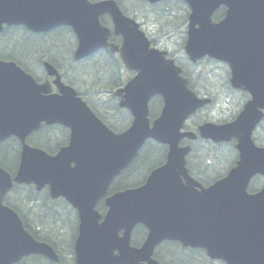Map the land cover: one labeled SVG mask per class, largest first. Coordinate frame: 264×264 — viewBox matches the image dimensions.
Segmentation results:
<instances>
[{
    "label": "water",
    "instance_id": "water-1",
    "mask_svg": "<svg viewBox=\"0 0 264 264\" xmlns=\"http://www.w3.org/2000/svg\"><path fill=\"white\" fill-rule=\"evenodd\" d=\"M183 1L191 12L184 47L189 59L225 61L232 70V86L249 88L253 97L234 122L206 123L198 129L201 138L215 143L237 141L236 166L209 187L190 175L186 158L191 147L180 143L198 138L182 130L211 101L189 88L182 69L166 51L151 46L140 24L116 1L0 0V33L4 24L24 25L37 33L68 26L78 39L76 60L106 49L119 53L126 68L136 73L115 93L133 122L125 132L115 133L50 64L45 68L55 79L37 85L14 63L0 61V142L16 136L23 146L14 179L0 168V264H15L29 255L59 262L53 247L36 241L18 214L3 204L14 182L34 183L38 191L49 185L52 198L64 197L77 210L76 264H161L154 255L164 242L204 249L211 259L226 264H264V187L248 192L253 178L264 177V148L252 139L264 117L259 109L264 108V0ZM222 6L226 16L216 23L213 16ZM104 15L110 16L113 31L101 24ZM113 32L121 44L109 42ZM155 97L164 105L151 123L149 106ZM42 122L71 130L69 146L57 156L25 143ZM148 140L168 146L166 163L143 186L107 197L102 215L97 204ZM138 225L148 235L135 247L132 234Z\"/></svg>",
    "mask_w": 264,
    "mask_h": 264
},
{
    "label": "trees",
    "instance_id": "trees-1",
    "mask_svg": "<svg viewBox=\"0 0 264 264\" xmlns=\"http://www.w3.org/2000/svg\"><path fill=\"white\" fill-rule=\"evenodd\" d=\"M125 14L136 19L142 29L147 33L151 42L156 44L157 39L170 42L174 46L169 51V56L176 59L182 67L183 75L190 80V87L200 97H211L213 103L218 102V93L213 72L210 71V81L207 78L206 62L193 64L184 52V45L187 38V24L190 15L188 5L181 0H168L157 4H150L148 0H115ZM222 16L217 14V18ZM103 24L111 25L108 16L102 18ZM154 24L156 27H153ZM56 38L49 35H33L22 30L9 31L0 41V58L16 61L26 71L33 74L37 79L46 78L42 67L43 60L51 62L63 75V78L77 89L79 94L87 101L93 111L101 117L104 122L115 132L126 130L131 124V114L118 106V100L114 91L123 87L128 79L132 77L123 65L118 54L102 50L95 55L76 62L73 53L76 40L72 31L68 28L59 30ZM69 36V38H68ZM68 42L66 44V40ZM113 42L119 43L120 39L113 36ZM37 56L32 61L31 56ZM38 61V62H37ZM227 69V68H226ZM228 71V70H227ZM217 74V73H216ZM222 91L235 93L227 81L221 84ZM215 92L216 95L212 94ZM212 103V104H213ZM212 104L206 109L207 114L198 113L189 123L188 128L212 121ZM163 107V100L160 97L151 102V118L155 119ZM206 111V110H205ZM62 135V139L67 138ZM10 144L0 147V165L10 172H15L19 165L20 148L15 140ZM47 150H54L55 145L39 143ZM192 155L188 157V167L191 175L204 185H211L223 178L235 165L237 152L233 144H215L211 141L195 142ZM59 146V144H57ZM1 152H7V156H1ZM167 147L154 141H148L132 165L125 170L113 183L111 193L142 185L149 173L166 161ZM8 157L10 159H8ZM254 179L249 191L255 192L263 184V179ZM21 189L15 190L8 198L7 204L14 208L19 215H22L19 206L16 204L17 196L21 195ZM34 203V202H33ZM98 209L103 212L104 205L99 204ZM35 215L38 216V224L43 227L40 241L52 245L61 256L60 264H64L63 250L72 252L76 238L78 218L76 212L65 202L48 201L43 195L42 204L34 207ZM61 210L68 215L72 225L69 226L66 244L55 236L58 232L63 236L68 223L61 217ZM43 218L44 221H39ZM62 225V226H59ZM66 226V227H64ZM63 227V228H62ZM62 228V229H61ZM31 234L32 231L29 230ZM147 235V229L143 226L136 228L133 235V244L140 246ZM67 241L72 246H67ZM155 257L162 264H214L203 250L184 248L176 242L162 244L156 251ZM73 261V260H72ZM26 264H53L42 257H35L25 261ZM23 264V263H22ZM71 264H75L74 261ZM222 264V263H220Z\"/></svg>",
    "mask_w": 264,
    "mask_h": 264
},
{
    "label": "flooded vegetation",
    "instance_id": "flooded-vegetation-1",
    "mask_svg": "<svg viewBox=\"0 0 264 264\" xmlns=\"http://www.w3.org/2000/svg\"><path fill=\"white\" fill-rule=\"evenodd\" d=\"M218 13H221L222 16L224 17V15H225V8H221V9H219L217 11V13L214 15V20L215 21L222 18V17L217 18V14ZM218 69L219 70H217L216 72L219 73V71H220V77H221V79H224L225 78V75H224L225 69L222 66H218ZM240 92H242L243 94H245L246 96H248L250 98V95H249L248 92H244V91H240ZM51 128L52 127H45L43 125L42 128H41V130L39 132H36V133H34V134H32L30 136V138L28 139V143L31 146H34V147H41L39 145V143L52 144V142H53V140H52L53 139V136L49 132V130H51ZM68 139H69V137H68ZM14 140L18 143L19 148H20V152H21V145L19 144V142L16 139H14ZM254 142H255L256 146H258L260 148H264V123L261 125V128L259 130H256L255 131V133H254ZM5 143L1 144L0 147L2 145H4ZM59 147L60 146H57V148H55L54 150H51V151L49 150V152L48 151L47 152L49 154H51V155H55L59 151L58 150ZM7 154H8L7 152H1V156H7ZM8 159H10V158L8 157ZM10 174L12 176H14L15 175V172H10ZM262 179L264 180V177ZM17 187H20L19 189H21V191H22L21 196H17V200L23 202V201H25L27 199L32 204V206H33L32 208H34L37 203L40 204V205L42 204V202H43V195H45V198L48 201H52V202H59L61 200L64 201V199H62V198H52L51 193H50V187L49 186H45L43 188V190H41V191H38L37 190V187H36L35 184L18 185V186L15 187V189ZM14 190L12 192H10L9 194H7V196L5 198V202L8 201V198L10 197V195L14 194ZM111 194H113V193H111L109 191L108 194H107V196H110ZM100 203L103 204L104 203V200H102ZM19 210H20V212L22 214L20 216H21V219L23 220V223H24L25 227L28 230L32 231V233H33V235L35 236L36 239H38V237L40 238V236L42 234L41 233V230L43 229V227L38 224V216L33 215L32 213H26L25 214L20 208H19ZM103 213H104V211H103ZM39 221H42L43 222L44 219L43 218H40ZM38 240H40V239H38ZM43 242H45V241H43ZM204 253L206 254L205 251H204ZM206 256L208 257L207 254H206ZM209 259L211 261L215 262L214 264H220V263L225 264L224 262H222L220 260H213L211 258H209Z\"/></svg>",
    "mask_w": 264,
    "mask_h": 264
},
{
    "label": "rangeland",
    "instance_id": "rangeland-1",
    "mask_svg": "<svg viewBox=\"0 0 264 264\" xmlns=\"http://www.w3.org/2000/svg\"><path fill=\"white\" fill-rule=\"evenodd\" d=\"M152 26L153 27H156L154 24H152ZM56 35V34H55ZM68 38H69V36H68ZM159 42H157L156 44H154V46L155 47H158V48H162V49H165V48H169L170 50L173 48V44L172 43H170V42H165V40L163 39V40H161V38H158L157 39ZM67 42H68V39L66 40V44H67ZM31 59H32V61H34V60H36L37 59V56H35L34 57V55L33 56H31ZM38 62V61H37ZM207 70V69H206ZM216 88H218V90H219V93H221L222 92V90H221V88H220V86H218V82H217V84H216ZM223 100H224V102L222 103V104H219V108L218 109H215L214 111H211L210 113L212 114H229V113H231V111L234 109V107H233V105L232 104H228V100L226 99V98H224V96H223ZM221 105V106H220ZM221 107H223V108H221ZM204 111H202L201 113H203ZM17 205H19L20 204V202L18 201L17 203H16ZM23 208H24V210L25 211H29L30 210V208H31V205H30V203H27V204H25L24 206H23ZM61 217L68 223L66 226H68L67 227V229H66V231L64 232V234H63V236L58 232V234L55 236L56 238H58L60 241H61V248H62V244H66V237H67V234H68V231H69V226L71 227L72 225L69 223V221H70V219H69V217H68V215L65 213V211L64 210H61ZM59 226H62V225H59ZM66 226H64V227H66ZM63 228V227H62ZM61 228V229H62ZM67 246L68 247H71L72 246V242L71 241H67ZM72 252L70 251V250H68V249H66V250H63V258H64V264H71L72 263Z\"/></svg>",
    "mask_w": 264,
    "mask_h": 264
}]
</instances>
